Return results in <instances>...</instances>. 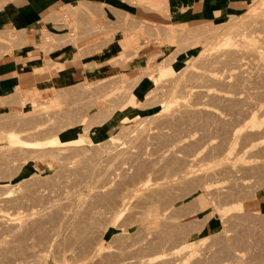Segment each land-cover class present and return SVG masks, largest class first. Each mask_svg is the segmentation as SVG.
<instances>
[{
    "label": "rangeland",
    "instance_id": "obj_1",
    "mask_svg": "<svg viewBox=\"0 0 264 264\" xmlns=\"http://www.w3.org/2000/svg\"><path fill=\"white\" fill-rule=\"evenodd\" d=\"M34 1L0 0V59L25 48L51 63L110 26L104 0H75L50 18L58 29L27 30ZM263 30L264 0H252L174 28L135 80L90 68L66 88L0 94V239L24 224L6 264H264ZM148 75L152 86L134 92Z\"/></svg>",
    "mask_w": 264,
    "mask_h": 264
},
{
    "label": "crops",
    "instance_id": "obj_2",
    "mask_svg": "<svg viewBox=\"0 0 264 264\" xmlns=\"http://www.w3.org/2000/svg\"><path fill=\"white\" fill-rule=\"evenodd\" d=\"M137 1L104 0V12L109 16L112 25L111 22L107 23L109 20L106 18L100 23L110 25L107 26L110 29L83 36L85 38L76 45L56 49L51 63L47 62L48 58L44 54L40 53L39 57H33L34 54H28L25 48L20 56H4L0 59V94L8 95L18 89L31 90L35 87L48 89L53 85L66 88L86 78L90 68L96 75L124 72L135 80L148 68L152 56H156L153 60H157L171 45L169 41L174 28L185 29L188 26L217 21L226 14L246 10L252 2V0H158L166 5L161 10H152ZM72 2L75 0H35L25 13H22L24 19L21 22L27 30L43 31L57 28L50 18ZM126 17L129 18L128 22L125 21ZM87 23L82 21L80 28ZM79 33L81 36L82 30ZM36 36L41 39L40 34ZM164 39L166 43H163ZM60 53H64L65 56L59 58ZM45 64L49 65L44 70H35L36 66L43 67ZM152 81L149 75L141 77L133 87L134 92L145 94L144 92L152 86ZM133 95L136 101L139 100L137 93L131 96ZM129 110L127 108L119 110L120 115L130 113ZM113 120L124 123L119 116ZM115 126V123H108L102 128V134L109 135Z\"/></svg>",
    "mask_w": 264,
    "mask_h": 264
},
{
    "label": "bare ground",
    "instance_id": "obj_3",
    "mask_svg": "<svg viewBox=\"0 0 264 264\" xmlns=\"http://www.w3.org/2000/svg\"><path fill=\"white\" fill-rule=\"evenodd\" d=\"M262 4V3H261ZM263 5V4H262ZM259 14V13H258ZM261 14H262V11H261ZM255 15V14H254ZM253 16V15H252ZM259 16H260V14H259ZM252 18V17H251ZM253 19V18H252ZM260 19V18H259ZM248 20V19H247ZM246 20V21H247ZM256 20H258V19H256ZM262 20V19H261ZM242 21V20H241ZM245 21V20H244ZM246 21L244 22V23H246ZM248 22H250V21H248ZM236 23V22H235ZM241 23V22H240ZM251 23H252V21H251ZM250 23V24H251ZM258 23V22H257ZM225 24V23H224ZM233 24V23H232ZM262 24V23H261ZM238 25V24H237ZM245 25V24H244ZM232 26H234V24L232 25ZM235 26H236V24H235ZM239 26V25H238ZM255 26V25H254ZM259 26V25H258ZM242 27V26H241ZM251 27V26H250ZM230 28V27H229ZM236 28V27H235ZM238 28H240V27H238ZM234 30V29H233ZM232 30V31H233ZM245 30V29H244ZM231 31V30H230ZM235 31V30H234ZM246 31V30H245ZM248 31V30H247ZM252 31V30H251ZM240 32H241V30H240ZM263 32H264V30H263ZM233 32H230V34H232ZM243 33H244V31H243ZM246 33V32H245ZM244 33V34H245ZM255 33V32H254ZM227 34V33H226ZM225 34V35H226ZM229 34V33H228ZM227 34V35H228ZM237 34H239V31H238V33H236L235 32V34L233 33V38H235V37H238V35ZM261 34V33H260ZM236 35V36H235ZM264 35V34H263ZM221 36V35H220ZM247 36V35H246ZM248 36H249V34H248ZM240 37V36H239ZM261 37V36H260ZM232 38V37H231ZM230 37H229V40H232ZM259 38V37H258ZM221 39V38H220ZM224 39V38H223ZM227 40V39H226ZM235 40V39H234ZM263 39L262 38H260V41H262ZM221 41V40H220ZM242 41V40H241ZM222 42V41H221ZM224 42V41H223ZM220 43V42H219ZM229 43V42H228ZM262 43V42H261ZM264 43V42H263ZM262 43V44H263ZM235 44H236V42H235ZM234 45V44H233ZM260 45V44H259ZM220 46V45H219ZM221 46H222V43H221ZM264 46V45H263ZM259 48V47H258ZM250 50V49H249ZM253 50V49H252ZM251 50V51H252ZM261 50H263V49H261ZM232 51V50H231ZM244 51V50H243ZM253 52V51H252ZM259 52V51H258ZM261 52H259V54H260ZM251 54H253V53H251ZM259 56V55H258ZM209 57V56H208ZM264 58V57H263ZM204 76V75H203ZM176 97H178V96H176ZM185 103V102H184ZM187 104V103H186ZM261 105V104H260ZM262 106V105H261ZM264 111V110H263ZM247 126V125H246ZM239 135V134H238ZM227 157V156H226ZM230 159V158H229ZM232 162V161H231ZM158 185V184H157ZM150 191V190H149ZM122 207H123V205H122ZM33 216V215H32ZM243 216V215H242ZM7 218V217H6ZM34 219V218H33ZM28 220H30V218H28ZM27 220V221H28ZM36 220V219H35ZM12 221H14V220H12ZM26 221V220H25ZM32 221H30V223H31ZM23 223V222H22ZM25 223V226H26V224L28 223H26V222H24ZM29 223V224H30ZM38 223V222H37ZM7 224H9V223H7ZM3 224H0V226H2ZM5 226V225H4ZM21 226H24V224L23 225H21ZM21 226L18 224V225H13L10 229H5V230H10V234H8V235H6V236H4L3 238H1L0 239V264H3L7 259L9 260V257H8V255H9V253H10V251H11V248H12V246L13 245H15V243L14 242H16L17 240H16V237L17 236H20V239H21V234H19L18 235V232L20 231V229H21ZM29 227V226H28ZM0 228H4L3 226L2 227H0ZM23 228V227H22ZM227 233V232H226ZM18 238V237H17ZM23 238V237H22ZM19 239V238H18ZM16 240V241H15ZM95 247V246H94ZM103 248H101V250H102ZM73 250V249H72ZM75 250V249H74ZM95 250V249H94ZM93 250V251H94ZM100 250V248H99V250H97V251H101ZM105 250V249H104ZM71 251V250H70ZM92 251V252H93ZM72 252H75V251H72ZM78 252V251H77ZM97 253V252H96ZM96 253H94V255L96 254ZM77 255V254H76ZM75 255V256H76ZM84 255V254H83ZM93 255V254H92ZM187 255V254H186ZM190 255V254H189ZM78 256V255H77ZM76 256V257H77ZM68 257H70V256H68ZM83 257V256H82ZM82 257H77L76 259H82ZM86 257H88V256H86ZM85 257V259L87 260L88 258H86ZM95 257V256H94ZM73 258L74 257H72L71 259H66V261L64 262V264H83L84 262H87V261H84L83 263H81L82 261H78V260H73ZM84 258V257H83ZM18 259V258H17ZM80 259V260H81ZM93 259V258H92ZM95 259V258H94ZM15 260H16V258H15ZM12 261H13V259H12ZM17 261V260H16ZM26 261V260H25ZM19 262V261H18ZM21 262V261H20ZM93 262V261H92ZM7 262H5V264H6ZM15 263V262H14ZM13 263V264H14ZM22 263H23V261H22ZM25 263V262H24ZM27 263H28V261H27ZM27 263H25V264H27ZM88 263H90L89 261H88ZM94 263V262H93ZM92 263V264H93ZM166 264V263H165Z\"/></svg>",
    "mask_w": 264,
    "mask_h": 264
}]
</instances>
